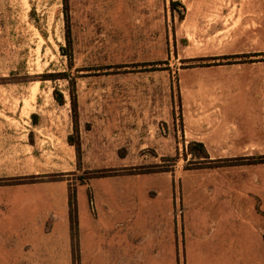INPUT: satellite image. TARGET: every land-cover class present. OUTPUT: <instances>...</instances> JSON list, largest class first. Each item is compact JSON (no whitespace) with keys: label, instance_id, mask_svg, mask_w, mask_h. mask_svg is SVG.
<instances>
[{"label":"crops","instance_id":"crops-1","mask_svg":"<svg viewBox=\"0 0 264 264\" xmlns=\"http://www.w3.org/2000/svg\"><path fill=\"white\" fill-rule=\"evenodd\" d=\"M173 1L186 8L183 29L204 24L232 35L253 21L247 17L252 12L238 10L235 0ZM69 5L71 12L82 8L86 14L103 9L148 14L156 13L158 0H69ZM47 6L53 17L49 28L55 29L64 14L63 0L0 5V61H14V46L46 43ZM238 12L242 15L236 18ZM260 23L264 29V17ZM198 73L206 79H182L183 134L203 142L212 158L228 163L213 167L231 170L220 182L235 216L217 218L219 228L205 237L185 239V264H264V162L225 161L264 155V59L210 65ZM43 89L41 83L0 84V264H174L173 182L151 198L161 205V217L167 221L159 236L166 240L157 241L160 252L151 255L143 252L147 236L142 231V173L125 169L126 159L139 157L143 150L141 104L127 102L118 113L99 102L97 86L87 83L81 85L75 125L68 103L46 101ZM75 130L80 156L69 142ZM97 169L120 171L80 181L81 175ZM30 177L35 179L27 180ZM71 186L77 198L78 257L73 249Z\"/></svg>","mask_w":264,"mask_h":264},{"label":"rangeland","instance_id":"rangeland-1","mask_svg":"<svg viewBox=\"0 0 264 264\" xmlns=\"http://www.w3.org/2000/svg\"><path fill=\"white\" fill-rule=\"evenodd\" d=\"M21 3L22 0H0V5ZM172 3L173 0H158L156 13L123 15L103 9L86 14L82 8L71 12L69 0H63L64 14L55 29L49 28L53 17L52 9L47 6L46 43L14 46V61H0V74L7 73V77L0 76V84L41 83L43 98L56 103L54 91L57 89L68 103L74 123L79 117H73V100L78 104L81 85L87 83L97 86L99 102L109 103L118 113L123 104L139 102L144 125L143 150L139 157L126 159L129 167L125 169L138 173L155 167L154 172L142 173L140 177L142 231L147 236L143 252L159 253L157 241L166 240L159 236L166 231L167 221L161 217V205L151 198L159 188L165 192L166 184L173 182L174 264H185L184 240L211 234L220 226L215 222L217 218L228 219L235 214L230 208L228 190L220 182L223 176L224 179L230 176L231 170L219 171L213 167L228 163H221L212 156L200 158V149L189 148L192 138L184 137L181 85L186 82L183 84L182 79L195 77L203 81L205 75H200L198 70L210 65L264 59L261 58L264 56V29L260 25L264 0H235L238 10L252 12L247 17L253 21L244 23L232 35L227 31L217 33L204 24L196 29L181 28V3L177 6ZM241 15L238 12L235 16ZM193 19L197 22L195 16ZM212 23L219 25L216 21ZM233 49L243 50V54L234 56ZM207 118L211 122L209 116ZM76 130L71 135L79 139ZM211 152L221 153L212 149ZM163 169L167 170L161 171ZM73 189L75 187L71 186Z\"/></svg>","mask_w":264,"mask_h":264},{"label":"trees","instance_id":"trees-1","mask_svg":"<svg viewBox=\"0 0 264 264\" xmlns=\"http://www.w3.org/2000/svg\"><path fill=\"white\" fill-rule=\"evenodd\" d=\"M178 4H180L179 2H175L173 1L172 5L177 6ZM181 6L179 7L180 9V19L182 20L185 16V12H186V8L184 5L180 4ZM57 91V89H55L54 91V95H57V102L59 105H63L65 104V99L63 97V94L59 93ZM74 97L75 93L74 91L71 93ZM59 95V96H58ZM74 99V98H73ZM73 111H74V115L73 117L75 119H78L79 117V113H78V104L75 101V99L73 100ZM78 120L75 121V125L77 124ZM69 142L73 145H76L79 156H80V142L79 139L76 137H73V135L69 136ZM193 146H195V148H198L201 150V155H198L200 158H208L209 154L208 151L204 145L203 142L200 141H190L189 142V148H192ZM224 159H220V161H223ZM252 160L253 162H264V155H259L257 157L251 158L249 159V157H241L238 159H225V161H233V162H241V161H250ZM150 170H143V171H138V173H145V172H154V168ZM140 169V168H139ZM167 169H163L161 171H165ZM116 170L114 169H97V170H92L88 172V176L87 175H82L80 177V180L82 182H86V180H88L91 177H96V176H104V175H108L110 173L115 172ZM62 176V175H61ZM38 178H43V177H38ZM35 179V177H30L27 180H33ZM16 180V179H15ZM91 195V194H90ZM92 197V196H91ZM76 191L73 189L70 191V196H69V201H70V215H71V226H72V234H73V249H74V255L75 257L79 256V245H78V220H77V211H76Z\"/></svg>","mask_w":264,"mask_h":264}]
</instances>
